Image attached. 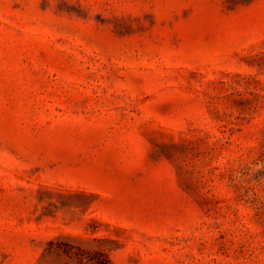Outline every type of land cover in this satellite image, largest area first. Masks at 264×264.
Instances as JSON below:
<instances>
[{
  "label": "rangeland",
  "instance_id": "obj_1",
  "mask_svg": "<svg viewBox=\"0 0 264 264\" xmlns=\"http://www.w3.org/2000/svg\"><path fill=\"white\" fill-rule=\"evenodd\" d=\"M264 264V0H0V264Z\"/></svg>",
  "mask_w": 264,
  "mask_h": 264
},
{
  "label": "trees",
  "instance_id": "obj_2",
  "mask_svg": "<svg viewBox=\"0 0 264 264\" xmlns=\"http://www.w3.org/2000/svg\"><path fill=\"white\" fill-rule=\"evenodd\" d=\"M67 256L78 264H114L108 251L103 249H86L78 245L62 244Z\"/></svg>",
  "mask_w": 264,
  "mask_h": 264
}]
</instances>
